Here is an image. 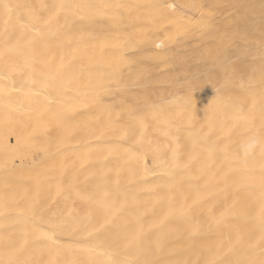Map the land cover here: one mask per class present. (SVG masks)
I'll return each mask as SVG.
<instances>
[{"label":"bare ground","instance_id":"obj_1","mask_svg":"<svg viewBox=\"0 0 264 264\" xmlns=\"http://www.w3.org/2000/svg\"><path fill=\"white\" fill-rule=\"evenodd\" d=\"M231 3L0 0V264H264V0Z\"/></svg>","mask_w":264,"mask_h":264},{"label":"clouds","instance_id":"obj_2","mask_svg":"<svg viewBox=\"0 0 264 264\" xmlns=\"http://www.w3.org/2000/svg\"><path fill=\"white\" fill-rule=\"evenodd\" d=\"M258 149L264 152V137L252 136L244 140L241 144V153L245 159Z\"/></svg>","mask_w":264,"mask_h":264},{"label":"rangeland","instance_id":"obj_3","mask_svg":"<svg viewBox=\"0 0 264 264\" xmlns=\"http://www.w3.org/2000/svg\"><path fill=\"white\" fill-rule=\"evenodd\" d=\"M238 1H239V0H236V1L233 0L234 3H233V4L231 3L230 5H231V6H232V5H235ZM230 5H228V6H230ZM216 16H217V17H216ZM215 18H218V19H216V20H219V19L221 18V14H219V13L216 14V15H215ZM216 20H215V21H216Z\"/></svg>","mask_w":264,"mask_h":264}]
</instances>
